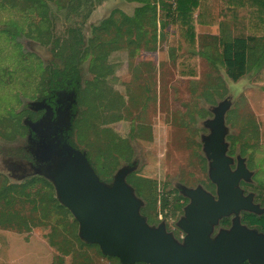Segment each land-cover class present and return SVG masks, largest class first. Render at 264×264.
Here are the masks:
<instances>
[{
    "label": "rangeland",
    "instance_id": "374dc122",
    "mask_svg": "<svg viewBox=\"0 0 264 264\" xmlns=\"http://www.w3.org/2000/svg\"><path fill=\"white\" fill-rule=\"evenodd\" d=\"M167 1L156 0V14L142 15L130 34L126 24L119 34L114 27L103 31L99 26L114 12V20L121 19L119 12L133 17L140 4L93 1L82 30L79 90L71 99L60 96L72 100L74 109L70 147L63 136L71 121L52 122L50 107L37 101L44 97L51 62L61 52L62 44L53 41L62 39L69 26L61 17L66 0H45L48 13L24 0H0V264H120L81 238L79 222L60 202L56 175L73 159L80 165L85 158L94 177L106 185L124 171L147 224L164 226L183 243L186 233L179 224L191 203L188 192L199 190L217 199L205 145L218 111L230 170L239 161L245 165L239 188L256 214L222 217L212 225L210 239L244 214L264 215V83L253 82L254 69L233 83L220 64L215 68L202 60L198 68V59L197 76L182 77L177 59L186 46L178 48ZM52 15L59 17L54 21ZM34 106L46 110L36 122L25 114ZM17 148L31 154L33 163L16 157ZM112 158L114 165L107 167ZM104 166L109 170L104 172ZM128 179L144 181L147 189L138 194ZM30 181L27 197L8 191ZM224 221L228 226L222 228Z\"/></svg>",
    "mask_w": 264,
    "mask_h": 264
},
{
    "label": "water",
    "instance_id": "95a60500",
    "mask_svg": "<svg viewBox=\"0 0 264 264\" xmlns=\"http://www.w3.org/2000/svg\"><path fill=\"white\" fill-rule=\"evenodd\" d=\"M223 113H215L212 134L205 145L209 176L217 187V199L202 191L188 192L191 203L179 227L186 233L183 243L166 233L164 226L147 224L139 212L140 201L120 171L111 185L98 181L85 158L75 159L57 177L60 202L80 225V236L96 244L105 256L120 264H264V234L248 229L239 218L226 231L210 239L212 225L222 217L253 210L250 197H243L239 182L247 174L243 162L230 170V159L222 145ZM37 127V125H36Z\"/></svg>",
    "mask_w": 264,
    "mask_h": 264
},
{
    "label": "trees",
    "instance_id": "16d2710c",
    "mask_svg": "<svg viewBox=\"0 0 264 264\" xmlns=\"http://www.w3.org/2000/svg\"><path fill=\"white\" fill-rule=\"evenodd\" d=\"M26 3L31 4L34 7L42 10L44 13H48V6L45 0H24ZM66 0V5L62 8V18L64 22H68L69 26L66 29L65 36L62 39H55L53 44L56 46L59 43L61 45V52L59 53L60 61L62 62L64 70L59 71L58 69L53 71V74L48 75L47 83L56 82L57 76L61 78V82L65 83L69 76L68 69L72 71L82 54L84 47V40L82 30L89 16L91 15L96 4H100L103 0ZM127 3L140 4L134 10L133 17H127L119 12L121 19L114 20V13L107 20L103 21L99 26V30H107L110 27H114L116 32L119 34L121 31V26L124 24L128 25V34L131 33L130 27L139 28V21L145 13L152 12L151 14H156V0H125ZM170 4H165L167 8L166 15L172 16L174 26L176 27L180 41L178 43V48L181 49L182 44L186 46L188 51H185L177 59V69L182 77L195 78L197 76L196 59L197 55L194 50L197 47L196 41V21L194 19L195 13L200 8V0H168ZM222 8L226 9L227 14H223L224 19H232L234 24H241V31H236L233 39L230 41H225L223 38L220 40V62L224 67L225 76L233 83H237L241 78H243L249 71L251 65H256L258 67L254 73L253 82L254 83H264V59L254 60L251 58L253 50L252 45L255 44L259 39H264V0H220ZM222 10L221 12H223ZM79 16L78 20H73ZM59 17V16H57ZM52 15V19L56 21L58 18ZM199 17V16H198ZM247 25L244 24L246 22ZM44 20H48V16L44 15ZM199 18L197 19V22ZM237 28V26H236ZM153 41H155V35L153 36ZM182 42V43H181ZM264 58V57H263ZM214 61V58H213ZM57 68V67H56ZM71 76V75H70ZM50 77V78H49ZM51 77L55 79L51 80ZM19 122V121H18ZM19 124V123H18ZM115 137V136H114ZM115 139V138H114ZM115 159H109L107 167L111 164L114 165ZM104 172L107 169L106 166L102 168ZM111 171V169H110ZM134 186L138 194L147 189V184L144 181L129 180ZM34 181H30L27 185H21L19 187H11L8 189L10 192H15L18 195L28 196L27 189L31 187ZM43 183V182H39ZM47 184V183H45ZM49 185V184H47ZM6 193V192H5ZM3 191L0 195H3ZM181 205L178 201L175 204L176 210H178ZM146 215V211L142 212ZM246 221L250 226L258 228L260 231H264V216L256 217L254 215L247 214ZM242 264H248L247 262Z\"/></svg>",
    "mask_w": 264,
    "mask_h": 264
},
{
    "label": "crops",
    "instance_id": "0c3cea01",
    "mask_svg": "<svg viewBox=\"0 0 264 264\" xmlns=\"http://www.w3.org/2000/svg\"><path fill=\"white\" fill-rule=\"evenodd\" d=\"M200 8L194 15V19L196 21V41L197 47L194 52L197 55V66L198 68L201 65V61L209 62L213 67L216 68L217 64H221L220 62V40L223 38L225 41H230L233 39L236 31L242 29L241 24H234L232 19H224L223 14L226 13V9L221 6L220 0H200ZM224 10L223 12H221ZM199 16V17H198ZM199 21L197 22V19ZM246 22L244 24L247 25V17ZM237 26V28H236ZM253 57L252 61L264 59V39H259L252 45ZM186 51L188 49L186 48ZM214 58V61H213ZM223 67V66H222ZM224 68V67H223ZM256 65H251L249 67L250 73L251 69H254L253 75L256 72ZM199 72V69H198ZM246 74V75H247Z\"/></svg>",
    "mask_w": 264,
    "mask_h": 264
},
{
    "label": "flooded vegetation",
    "instance_id": "af4514ba",
    "mask_svg": "<svg viewBox=\"0 0 264 264\" xmlns=\"http://www.w3.org/2000/svg\"><path fill=\"white\" fill-rule=\"evenodd\" d=\"M56 56H57V60L54 62H51V67L49 70L50 75H52L53 71L55 72V70L57 69L59 71L64 70L62 62L60 61L59 53L56 52ZM68 73H69V76L66 79L65 83L61 82V78L59 76H57L56 82L46 83L44 97L37 99V101H39L40 103H44L45 105L50 107V110L52 112V116H51L52 122H56L58 120L62 122H65L67 120L71 121V128L69 129L70 131H68V133H66V135L63 136V138H64V141L70 147H73L71 144V134H72V125H73L72 122L74 120V115H73L74 109L72 105V100H69V98L71 95H73L74 97L75 93L79 90V86L81 84L82 76L79 70L78 62L73 71L71 69H68ZM51 80L54 81L55 79L51 77ZM62 93L69 94L68 95L69 98L67 99L61 98L60 96L63 95ZM45 111L46 110L44 108L39 110L38 106L37 107L34 106L32 110H28L25 114L27 116V119L33 122H36L45 115ZM60 112L62 114H60ZM17 150L18 152L15 154L16 157H19V159L26 160L29 164L33 163V158L31 154H29L26 150L21 149V148H17ZM129 180L130 179H128V183L132 185ZM263 200H264V196H263L262 201ZM182 202L184 203L185 201H182ZM262 216L264 215L256 216V217H262ZM245 217L246 215L244 214L241 217V220L244 224L246 223L247 225H249ZM220 226L222 228H225L226 226H228L227 221H224V223H222ZM260 232L264 234V231H260Z\"/></svg>",
    "mask_w": 264,
    "mask_h": 264
},
{
    "label": "bare ground",
    "instance_id": "6f19581e",
    "mask_svg": "<svg viewBox=\"0 0 264 264\" xmlns=\"http://www.w3.org/2000/svg\"><path fill=\"white\" fill-rule=\"evenodd\" d=\"M179 202V201H178ZM100 252V251H99Z\"/></svg>",
    "mask_w": 264,
    "mask_h": 264
}]
</instances>
